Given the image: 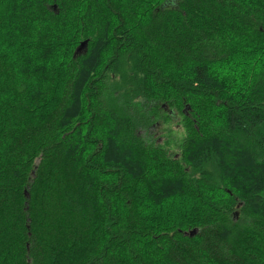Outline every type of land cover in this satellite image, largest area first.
<instances>
[{
    "label": "trees",
    "instance_id": "trees-1",
    "mask_svg": "<svg viewBox=\"0 0 264 264\" xmlns=\"http://www.w3.org/2000/svg\"><path fill=\"white\" fill-rule=\"evenodd\" d=\"M0 264H264V0H0Z\"/></svg>",
    "mask_w": 264,
    "mask_h": 264
},
{
    "label": "rangeland",
    "instance_id": "rangeland-1",
    "mask_svg": "<svg viewBox=\"0 0 264 264\" xmlns=\"http://www.w3.org/2000/svg\"><path fill=\"white\" fill-rule=\"evenodd\" d=\"M164 130V131H163ZM167 128H165V129H163V125L161 124L160 126H157V128L154 130V132L156 133V136H161L162 137V139L163 138H165L166 137V134H167ZM140 133L141 134H143V135H145V133H144V130L142 129V130H140ZM161 139V140H162Z\"/></svg>",
    "mask_w": 264,
    "mask_h": 264
},
{
    "label": "water",
    "instance_id": "water-1",
    "mask_svg": "<svg viewBox=\"0 0 264 264\" xmlns=\"http://www.w3.org/2000/svg\"><path fill=\"white\" fill-rule=\"evenodd\" d=\"M237 215H238V213H236V216H237ZM195 232H196V230L192 231V232L190 233V235H194Z\"/></svg>",
    "mask_w": 264,
    "mask_h": 264
}]
</instances>
